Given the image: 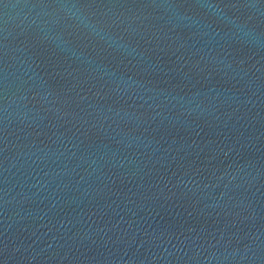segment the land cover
I'll return each instance as SVG.
<instances>
[{
  "label": "water",
  "instance_id": "obj_1",
  "mask_svg": "<svg viewBox=\"0 0 264 264\" xmlns=\"http://www.w3.org/2000/svg\"><path fill=\"white\" fill-rule=\"evenodd\" d=\"M0 264H264V0H0Z\"/></svg>",
  "mask_w": 264,
  "mask_h": 264
}]
</instances>
